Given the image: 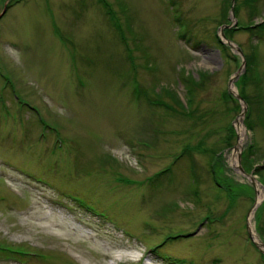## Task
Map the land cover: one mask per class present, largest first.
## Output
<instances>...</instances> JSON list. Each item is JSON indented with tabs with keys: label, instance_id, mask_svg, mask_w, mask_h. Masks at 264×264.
<instances>
[{
	"label": "rangeland",
	"instance_id": "374dc122",
	"mask_svg": "<svg viewBox=\"0 0 264 264\" xmlns=\"http://www.w3.org/2000/svg\"><path fill=\"white\" fill-rule=\"evenodd\" d=\"M235 5L0 0V264H264L246 227L256 185L239 168L254 142L264 164V26L237 27L263 22L264 0ZM247 54L249 118L241 73L229 84ZM199 74L188 93L182 78ZM166 89L201 120L164 112ZM199 142L221 155L215 174L211 150L175 159ZM254 176L256 210L264 168Z\"/></svg>",
	"mask_w": 264,
	"mask_h": 264
},
{
	"label": "trees",
	"instance_id": "16d2710c",
	"mask_svg": "<svg viewBox=\"0 0 264 264\" xmlns=\"http://www.w3.org/2000/svg\"><path fill=\"white\" fill-rule=\"evenodd\" d=\"M236 1V5L234 6V12H238L241 4H245L246 5V2L250 3L252 2L253 0H241L239 2H237L238 0H235ZM249 15H253L254 13V10H249ZM264 26V21L259 23V24H256L255 26L253 25H247V26H238V29H246L247 31H251L252 29L254 28H258V27H262ZM235 30L233 28H226L225 29V34L227 36L228 33H232L234 32ZM219 42L221 44L222 41L220 39H218ZM253 56L251 55H246L245 59H246V70L245 72L241 75V77L239 78L238 80V87L241 88L240 90V95L242 96V98L248 103V106H249V109H248V115H247V118H249L250 114L252 113L251 111V107L249 105V101H248V98H247V94L245 93V91L242 89L244 87V85L251 79L253 78L252 76V69H253V59H252ZM207 79V77L205 76V74H199V77L197 79H195V77H193L192 75L189 76L187 75L186 77H183L181 81H183L184 83V86L186 87L187 89V92L188 93H191L193 90L195 89H198L200 86H202L203 84H205V80ZM258 82V81H257ZM157 99L155 100L157 102V105L161 107V109L164 111V112H168L170 113L171 115L173 116H180V117H184V118H194L195 117V114L197 115V117L195 119L197 120H201L202 118V114L199 113L197 114V110L198 108L197 107H194V103L191 102L190 99H188V107H184L182 106V102L178 99L177 95L173 92V90H164L162 94H160L159 92H156L154 94ZM228 95V97H230L229 93H226V96ZM168 96L169 98H171V102L170 101H167L165 100L164 98ZM155 97V98H156ZM196 120V122H197ZM246 126L251 129V126H250V123L246 122ZM230 131L231 133L227 135V139H230V138H233L235 135L234 133V130L232 129V127H230ZM161 133H166V131H163ZM202 141L204 142V140L202 139ZM203 142H199V144H190V143H185L182 145L183 149L181 150V152H179L176 157H180L182 155H188V156H192L193 153L197 154V153H205V152H208L209 150H211L210 153H212V155L210 156V158L213 160L212 164H211V172L213 174H215V168H216V163L217 164H220L222 165V159H221V155L219 154V152L213 148H210L204 144ZM233 146V143L227 141V143H225V147H228V148H231ZM255 142L252 143L245 151L244 153L242 154V157H241V165L243 167V169L247 172V173H250L253 169H254V173H256L258 176H259V173H260V170H262L264 168V165L262 166H254L255 163H256V159L255 157L253 156L254 154V149H255ZM250 156H249V155ZM181 158V157H180ZM179 159V158H178ZM223 166V165H222ZM165 170H163L164 172ZM215 177V176H214ZM260 178V177H259ZM215 181L217 182L218 186L221 187V189H223L224 191H231L229 190V186L228 184H224V183H220L217 181V178L215 177ZM237 194V193H236ZM230 196H233V195H230ZM259 211H262L261 212V215L260 217H263L264 216V200L263 202L261 203L260 207L256 210V215H255V218L257 219L258 217V213ZM18 250V249H17ZM18 252H21L20 250Z\"/></svg>",
	"mask_w": 264,
	"mask_h": 264
},
{
	"label": "water",
	"instance_id": "95a60500",
	"mask_svg": "<svg viewBox=\"0 0 264 264\" xmlns=\"http://www.w3.org/2000/svg\"><path fill=\"white\" fill-rule=\"evenodd\" d=\"M3 12H4V10H3ZM223 27H230V26H229V25H225V26H223ZM223 27H222V29H223ZM221 35H222V37H224V34H223V33H222ZM226 41H227V43H228L231 47H234L239 53H242V51L240 50V48H239L238 46H234V44L232 43L231 40H227V39H226ZM244 65H245V61L243 60L242 63H241V66L239 67V69H238V70L236 71V73L233 74V76L230 78V80H229V84H230V85H231V84L233 85L234 80H236V79L239 77L240 73H241V72L243 71V69H244ZM229 91H231V89H229ZM234 96H236V98H238V99H241V97H240V95H239L238 93L234 94ZM245 112H246V107H245V105H244V109L241 111V113H240V117H242V116L245 114ZM235 148H237V146H235ZM239 157H240V156H239ZM239 168H240V170L244 173L242 167L239 166ZM244 174H246V173H244ZM246 176L252 181L253 184H255V179H254V176H253V175L246 174ZM253 207H254V206H253ZM247 231H248V235H249V237L253 240V243L255 244V246H256V247H257L262 253H264V243L261 242V241L257 242L256 240H254V238H253V236H252V232H251L250 227H249L248 224H247Z\"/></svg>",
	"mask_w": 264,
	"mask_h": 264
},
{
	"label": "bare ground",
	"instance_id": "6f19581e",
	"mask_svg": "<svg viewBox=\"0 0 264 264\" xmlns=\"http://www.w3.org/2000/svg\"><path fill=\"white\" fill-rule=\"evenodd\" d=\"M232 87V89L234 90V87L233 86H231ZM240 130L238 131L239 132V141H238V147H240V145H241V143H242V139H243V131L241 130V128H239ZM256 190H257V194H256V198H255V206H257L259 203H260V201H261V199H262V191L259 189V185H258V183L256 182ZM254 210H255V207L251 210V212H250V214H249V227H250V230H251V232H252V234H253V238H254V240H256L257 242H259V239H258V236L256 235V233H255V230H254V225H253V223H252V219H253V213H254ZM27 212H24V214H26ZM34 213L33 212H31V214H29L28 213V216L30 217V218H32L34 215H33ZM39 216V215H38ZM48 216H39V219H45V218H47ZM60 218V217H59ZM58 220V222H57V225L58 226H61V225H64V221H62L63 219L62 218H60V219H57ZM87 239V238H86ZM87 240H89V239H87ZM92 243H94V244H96L93 240H92Z\"/></svg>",
	"mask_w": 264,
	"mask_h": 264
}]
</instances>
